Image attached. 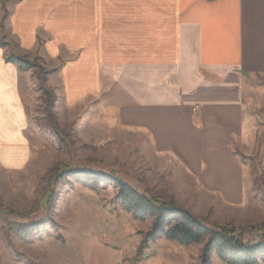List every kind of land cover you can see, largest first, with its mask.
<instances>
[{
    "label": "crops",
    "instance_id": "1",
    "mask_svg": "<svg viewBox=\"0 0 264 264\" xmlns=\"http://www.w3.org/2000/svg\"><path fill=\"white\" fill-rule=\"evenodd\" d=\"M13 40L18 51L73 55L62 68L68 109L99 93L200 193L244 202L241 157L264 118V0H0V145L9 157L27 123L26 70L8 60Z\"/></svg>",
    "mask_w": 264,
    "mask_h": 264
},
{
    "label": "rangeland",
    "instance_id": "2",
    "mask_svg": "<svg viewBox=\"0 0 264 264\" xmlns=\"http://www.w3.org/2000/svg\"><path fill=\"white\" fill-rule=\"evenodd\" d=\"M6 27L7 21L4 34ZM16 42L9 43L8 53L34 66L21 74L27 123L20 141L10 157L0 145V264H203L204 242L187 246L160 237L143 245L153 219L136 218L123 207L118 187L77 173L84 170L119 177L142 194L174 202L211 228L243 230L249 244L264 236L256 229L264 225L262 113L251 155L241 157L246 198L227 206L200 193L172 157L152 149L148 135L109 113L99 93L86 94L68 109L62 68L72 54L18 51ZM209 257L212 264H224L215 253Z\"/></svg>",
    "mask_w": 264,
    "mask_h": 264
},
{
    "label": "trees",
    "instance_id": "3",
    "mask_svg": "<svg viewBox=\"0 0 264 264\" xmlns=\"http://www.w3.org/2000/svg\"><path fill=\"white\" fill-rule=\"evenodd\" d=\"M8 60L21 70L34 66L33 61L15 54H9ZM77 173H83L96 182L115 185L118 187V198L127 211L133 213L136 218L153 219L152 229L145 234L143 245H148L150 241L160 237L187 246L204 242L203 264H212L209 255L214 253L224 264H264V236L254 244H249L240 235L243 230L238 231L228 225L211 228L188 209L174 202L161 201L142 194L119 177L87 170ZM256 229L264 235V225L257 226Z\"/></svg>",
    "mask_w": 264,
    "mask_h": 264
}]
</instances>
